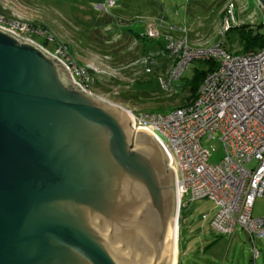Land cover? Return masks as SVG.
I'll list each match as a JSON object with an SVG mask.
<instances>
[{"label": "water", "instance_id": "water-1", "mask_svg": "<svg viewBox=\"0 0 264 264\" xmlns=\"http://www.w3.org/2000/svg\"><path fill=\"white\" fill-rule=\"evenodd\" d=\"M178 219L156 138L0 27V264H172Z\"/></svg>", "mask_w": 264, "mask_h": 264}, {"label": "rangeland", "instance_id": "rangeland-1", "mask_svg": "<svg viewBox=\"0 0 264 264\" xmlns=\"http://www.w3.org/2000/svg\"><path fill=\"white\" fill-rule=\"evenodd\" d=\"M0 15L26 25L43 26L54 42L67 48L75 64L92 72L98 82L90 86L95 97L129 112L161 114L186 103L188 93L183 88L193 80L200 65H188L181 77L172 81L173 91L163 90L157 74L165 75L169 69L166 57L157 58L161 63L166 60V64L152 74H143L136 65L143 54L156 55L161 51L155 49V42L141 41L148 24L162 22L158 25V42L164 48V34H168L176 40L186 39L192 48H207L220 42L224 49L236 52L238 33L227 32L223 37L219 34L224 18L229 16L231 26L234 22L242 25L264 21L255 0H0ZM36 41L43 42L42 38ZM46 48L53 52L52 43ZM201 145L210 155V165L223 159L218 135L204 136ZM186 203L178 229L184 255L180 258L177 252L176 264H264V238L254 239L259 252L254 261L253 246L239 228L233 237L221 236L211 228L217 212L211 201L189 203L187 195L182 205ZM252 217H264V196L255 199Z\"/></svg>", "mask_w": 264, "mask_h": 264}, {"label": "built area", "instance_id": "built-area-1", "mask_svg": "<svg viewBox=\"0 0 264 264\" xmlns=\"http://www.w3.org/2000/svg\"><path fill=\"white\" fill-rule=\"evenodd\" d=\"M228 17L219 31L222 37L231 28ZM158 25L148 24L145 36L158 38ZM0 27L35 43L34 37L55 41L38 26L1 15ZM164 36L166 45L159 56L166 57L170 65L165 75L157 74L163 90L172 92V81L179 79L191 63H216L215 70L198 86L195 99L186 106L167 114L130 111L134 126L151 133L168 156L176 177L179 219L182 209L188 206L182 205V200L189 195V203L208 200L217 207L210 222L215 233L232 237L239 228L251 239L264 238V217H252L255 199L264 196V48L238 54L227 51L220 42L207 48H192L186 39ZM45 50L63 62L75 82L91 94L93 75L72 61L66 47L59 44L53 52ZM155 56L142 55L136 60L143 74H152L159 66ZM214 135H218L224 157L218 164L210 165V155L201 140ZM253 256H258L256 248Z\"/></svg>", "mask_w": 264, "mask_h": 264}, {"label": "trees", "instance_id": "trees-1", "mask_svg": "<svg viewBox=\"0 0 264 264\" xmlns=\"http://www.w3.org/2000/svg\"><path fill=\"white\" fill-rule=\"evenodd\" d=\"M226 13V12H225ZM227 16V14H226ZM160 23L162 24V22L160 21ZM159 23V24H160ZM34 28H37L36 24L32 25ZM39 27V26H38ZM39 28H41L43 31L46 32V29L43 26H40ZM231 31H236L238 33L239 36V51H236L235 53L238 54H244L246 52L249 51H256L259 49L264 48V24H242V25H236L234 23V26H231V28L228 30V32ZM36 37H34V40L36 41ZM158 38L156 39H149L147 36L143 35L141 41L144 43L146 40L150 41V42H155V49L158 50H164V47H161L159 42H158ZM42 43H39L42 47H44L45 49L47 45H49L50 43L53 44V51L56 49V47L58 46V44L56 42H49L47 41L45 38H42ZM37 42V41H36ZM38 43V42H37ZM48 50V49H47ZM50 51V50H48ZM229 51V50H227ZM51 52V51H50ZM231 52V51H230ZM146 55V54H143ZM155 56V55H153ZM156 59L159 58V54L156 53ZM166 60L161 63H159V66L162 65V68H164L163 65H165ZM161 63V64H160ZM200 65V69H196L195 70V74L193 77V80L187 84L186 86H184L183 91L187 89V93L188 95L185 97V101L186 103L183 104L180 107H184L187 104H189L190 102H192L195 97H196V92L198 89V86L200 85L201 81L203 80V78L209 73L215 70L216 68V63L213 60H209V61H199L197 62ZM156 67L155 71L157 72L159 70L160 67ZM154 71V72H155ZM88 72L91 74L92 72L88 70ZM95 84H98V82L95 80L94 81ZM179 107V108H180ZM177 109V108H176ZM173 109L169 110L168 112H171ZM159 112V111H158ZM182 216V215H181ZM181 216L179 219V225H180V220H181ZM180 232V231H179ZM180 264V263H179Z\"/></svg>", "mask_w": 264, "mask_h": 264}, {"label": "crops", "instance_id": "crops-1", "mask_svg": "<svg viewBox=\"0 0 264 264\" xmlns=\"http://www.w3.org/2000/svg\"><path fill=\"white\" fill-rule=\"evenodd\" d=\"M238 230H240V231H242L246 236H247V238L250 240V242H251V244H252V246H253V249L254 248H256V247H254L255 245V243H254V239H255V237H253L252 239L242 230V229H238ZM237 231V229L235 230V232ZM235 232H234V234H235ZM234 234H233V236H234ZM178 236H179V241H178V251L180 252V258L184 255V251H181L180 250V248H181V235H180V232L178 233ZM232 236V237H233ZM257 239H260V238H258V237H256ZM180 245V246H179ZM257 250V249H256ZM258 251V250H257ZM258 255H259V252H258ZM257 258V257H256ZM256 258H254V256H253V259H254V261L256 260Z\"/></svg>", "mask_w": 264, "mask_h": 264}, {"label": "bare ground", "instance_id": "bare-ground-1", "mask_svg": "<svg viewBox=\"0 0 264 264\" xmlns=\"http://www.w3.org/2000/svg\"><path fill=\"white\" fill-rule=\"evenodd\" d=\"M178 227L179 226H177V224L174 227V255H173V262H172V264H176V262H177V252H178V249H177Z\"/></svg>", "mask_w": 264, "mask_h": 264}]
</instances>
